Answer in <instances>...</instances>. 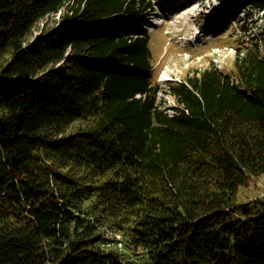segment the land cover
Returning <instances> with one entry per match:
<instances>
[{
  "label": "trees",
  "instance_id": "16d2710c",
  "mask_svg": "<svg viewBox=\"0 0 264 264\" xmlns=\"http://www.w3.org/2000/svg\"><path fill=\"white\" fill-rule=\"evenodd\" d=\"M244 7L224 31L246 7L263 27L232 73L163 87L153 0H0V264H264V197L240 198L264 174V0Z\"/></svg>",
  "mask_w": 264,
  "mask_h": 264
},
{
  "label": "rangeland",
  "instance_id": "374dc122",
  "mask_svg": "<svg viewBox=\"0 0 264 264\" xmlns=\"http://www.w3.org/2000/svg\"><path fill=\"white\" fill-rule=\"evenodd\" d=\"M246 0H154V10L143 20L151 33L150 45L157 81L164 87L166 81L183 80L211 65L232 73L236 47L234 39L251 37L262 27L261 13L255 12L241 28L233 24L238 31L229 34L224 30L241 11L244 17ZM178 6L179 8H172ZM41 26V25H40ZM246 30V31H245ZM241 31V32H240ZM221 32V33H220ZM231 35V36H230ZM163 108L174 104V99L165 92L159 94ZM171 108V107H170ZM264 197V174L255 179L251 188L241 192L240 198L253 201ZM138 264L149 263L147 254L136 253L130 246L123 249Z\"/></svg>",
  "mask_w": 264,
  "mask_h": 264
},
{
  "label": "bare ground",
  "instance_id": "6f19581e",
  "mask_svg": "<svg viewBox=\"0 0 264 264\" xmlns=\"http://www.w3.org/2000/svg\"><path fill=\"white\" fill-rule=\"evenodd\" d=\"M123 242L120 240V237H118V246L119 248H122L123 247Z\"/></svg>",
  "mask_w": 264,
  "mask_h": 264
}]
</instances>
